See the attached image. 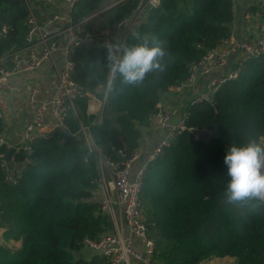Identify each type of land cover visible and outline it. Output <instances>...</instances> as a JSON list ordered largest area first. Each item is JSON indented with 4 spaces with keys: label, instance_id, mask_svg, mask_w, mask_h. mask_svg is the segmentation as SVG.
<instances>
[{
    "label": "trees",
    "instance_id": "1",
    "mask_svg": "<svg viewBox=\"0 0 264 264\" xmlns=\"http://www.w3.org/2000/svg\"><path fill=\"white\" fill-rule=\"evenodd\" d=\"M100 1L80 0L73 18ZM131 7L128 2L106 11L101 26H113ZM26 16L22 0H0V29L8 27L0 55L24 45ZM232 19L230 0H161L127 36L105 97L97 89L107 84L115 52L98 44L74 49L75 81L103 100L106 112L98 122L86 94L77 97V115L70 112L66 121L72 136L56 129L33 141L32 162L16 185L0 175V226L21 236L17 250L0 245V264H95L81 253L83 239H96L112 223L91 201L99 183L97 156L76 137L81 123L104 156L117 160L118 149L131 153L156 102L186 78L190 62L230 33ZM213 97V103L189 105L185 121L210 127L213 135L195 139L181 131L144 172L141 205L156 240L154 264L224 256L264 264V201L247 188L255 167L248 144L264 133V56L247 60Z\"/></svg>",
    "mask_w": 264,
    "mask_h": 264
},
{
    "label": "built area",
    "instance_id": "2",
    "mask_svg": "<svg viewBox=\"0 0 264 264\" xmlns=\"http://www.w3.org/2000/svg\"><path fill=\"white\" fill-rule=\"evenodd\" d=\"M255 1L264 9V0ZM22 2L27 9L25 43L22 47L0 55V175L10 185L19 182L23 170L32 162V142L49 137L56 129H67L69 113L77 115L75 99L86 92L74 79V49L82 45L88 47L99 44L104 36H114L117 46L114 49L112 67L115 68L127 36L138 29L150 10L160 6L161 0H101L99 7L77 19L73 18V12L80 0ZM128 2L132 3L131 10L113 26H104L98 30L86 28L101 13ZM230 3L234 14L236 0H230ZM7 30V26L1 27L0 36ZM254 30L253 38H236L229 33L216 46L205 49L198 60L189 63L184 80L168 87V93H182L192 88L199 77L219 69L207 80L201 91L193 92L178 119H172L169 107L160 101L156 102L147 121L164 132L134 172H131V167L140 157L138 148L129 154L118 149L120 158L110 159L102 154L101 147L94 142L90 130L84 125L80 127L77 139L87 152L94 151L97 156L99 183L91 201L109 216L112 223V229L96 239H83L81 253L86 258H95V264H154L156 240L149 234L141 205L147 164L162 153L164 147L183 130L191 131L195 139L213 135L210 127L186 125L188 106L201 101L213 103L214 93L226 81L235 79L247 60L264 56V15L254 20ZM55 52L60 53L59 64L53 61ZM46 60L50 61L53 68L56 87L51 98L42 99L38 97L40 84L36 80L35 71ZM10 95L23 97L28 104L35 105L31 118L25 123L20 138L15 142L6 134ZM100 119L101 117L98 122ZM258 144L261 151L256 149ZM9 149L13 151L9 159H6ZM248 156L254 160L255 167L247 188L252 196L264 201V133L249 142Z\"/></svg>",
    "mask_w": 264,
    "mask_h": 264
},
{
    "label": "crops",
    "instance_id": "3",
    "mask_svg": "<svg viewBox=\"0 0 264 264\" xmlns=\"http://www.w3.org/2000/svg\"><path fill=\"white\" fill-rule=\"evenodd\" d=\"M264 9L261 4L255 0H236V10L233 14L231 22V31L236 38H253L255 36L254 20L256 18L263 17ZM98 45L110 49L116 50L117 40L114 36H104L102 42ZM53 61L57 64L60 63V53L55 52L52 56ZM219 69H214L211 73L201 76L197 79L195 85L184 90L182 93H168L166 92L161 98L160 102L171 109L173 120L178 119L181 116V112L185 109L187 102L194 91H201L207 80ZM115 68L111 67L108 76L107 84L104 87H99L98 92H105L110 84ZM35 77L40 84L39 98L49 99L51 98L54 89L56 87V78L53 74V68L50 61H44L35 71ZM88 102V112L92 113L98 118L102 115L103 100H100L92 92H86ZM35 109V105L28 104L23 97L10 95L7 103L8 127L6 134L13 142L20 138L25 123L31 118ZM81 126L82 123H81ZM140 138L138 148L140 157L132 163L131 172H134L144 162L146 155L151 151L152 147L157 143L159 137L163 134L164 130L155 127L154 125L147 123L139 128ZM0 245H3L11 250L19 249L21 245V236L17 230H9L7 225L0 226ZM199 264H238V258L231 256L224 257H212L204 259Z\"/></svg>",
    "mask_w": 264,
    "mask_h": 264
},
{
    "label": "water",
    "instance_id": "4",
    "mask_svg": "<svg viewBox=\"0 0 264 264\" xmlns=\"http://www.w3.org/2000/svg\"><path fill=\"white\" fill-rule=\"evenodd\" d=\"M136 33L138 32V30L136 29V31H135ZM96 43V42H95ZM80 88V87H79ZM106 112V109H105V107H104V103H103V105H102V114H104ZM125 115H127L126 113H124ZM64 133H65V135H69V136H72V134H70L69 133V131L67 130V129H64ZM256 149L258 150V151H261V146H260V144H258L257 146H256ZM12 151H13V149H9V151L6 153V155H5V158L6 159H9V157H10V155L12 154Z\"/></svg>",
    "mask_w": 264,
    "mask_h": 264
},
{
    "label": "rangeland",
    "instance_id": "5",
    "mask_svg": "<svg viewBox=\"0 0 264 264\" xmlns=\"http://www.w3.org/2000/svg\"><path fill=\"white\" fill-rule=\"evenodd\" d=\"M97 7H99V4H98V6ZM105 13L103 12V13H101L100 15H99V17L98 18H96L94 21H92V27H91V29H94V30H98V29H100L101 27H104V26H101V22H102V19H103V15H104ZM210 258H212V257H210ZM209 258V259H210ZM208 259V258H207Z\"/></svg>",
    "mask_w": 264,
    "mask_h": 264
}]
</instances>
